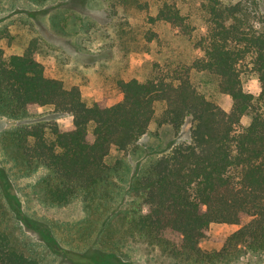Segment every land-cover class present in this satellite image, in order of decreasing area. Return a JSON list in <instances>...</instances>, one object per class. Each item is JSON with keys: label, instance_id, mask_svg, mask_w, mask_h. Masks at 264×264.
I'll list each match as a JSON object with an SVG mask.
<instances>
[{"label": "trees", "instance_id": "obj_1", "mask_svg": "<svg viewBox=\"0 0 264 264\" xmlns=\"http://www.w3.org/2000/svg\"><path fill=\"white\" fill-rule=\"evenodd\" d=\"M121 6L152 9L149 23L176 29L195 55L181 69L168 61L165 70L143 81L120 79L123 99L112 106L90 105L78 85L49 77L37 59L38 39L22 53L7 55L2 41L10 35L0 31V115L18 119L34 106H53L74 118L68 130L53 120L18 126L3 134L4 152L28 172L48 170L40 185L52 204L81 198L89 215H101L96 237L75 254L82 259L73 261L54 225L23 210L11 174L0 164V264H43L35 249L22 244L27 231L60 264H134L119 252L129 237L147 240L186 264L264 253V13L259 0H204L206 28L195 25L183 0L144 5L122 0ZM144 38L150 45L160 35L150 29ZM194 72L217 78L218 92L231 99L229 110L198 90ZM249 76L259 81V95L245 91ZM189 120L190 141L176 143L140 168L128 189L119 187L115 177L128 172L124 155L152 124L177 134ZM125 195L133 199L131 207L117 209ZM214 223L239 229L220 250H205L201 243Z\"/></svg>", "mask_w": 264, "mask_h": 264}, {"label": "rangeland", "instance_id": "obj_2", "mask_svg": "<svg viewBox=\"0 0 264 264\" xmlns=\"http://www.w3.org/2000/svg\"><path fill=\"white\" fill-rule=\"evenodd\" d=\"M150 1L143 0V5ZM203 1L183 0L186 11L189 14L193 11L194 23L200 28L207 25ZM259 2L264 13V0ZM121 5L122 0H0V31L10 35L2 44L7 55H11L22 53L30 41L38 39L41 49L37 59L45 66L49 77L61 79L67 85H78L90 105L99 102L112 106L123 99L118 87L120 79L143 81L159 73V68L165 70L169 62L181 69L195 55L192 44L178 36L176 29L149 23L152 9ZM150 29L157 31L160 38L147 45L144 32ZM192 81L200 92L213 98L221 107L231 108L230 97L218 92L215 76L194 72ZM244 89L255 95L261 92L259 81L252 76L245 79ZM50 120L68 130L74 118L58 113L53 106H34L27 116L18 119L0 115V164L10 172L23 210L32 217L52 223L60 244L70 252V259L78 262L82 257L75 254L85 251L90 239L96 237L101 215H89L81 198L64 206L52 204L40 185L48 170L26 171L4 152L2 144L4 133L21 125ZM248 122L249 117H244L243 124ZM190 140V120L177 134L169 126L152 124L137 147L124 155L128 172L123 170L120 177H115L116 183L122 189H128L131 176L140 168L168 152L176 143ZM122 176L124 180H120ZM132 200L131 196L125 195L116 202V208H129ZM238 229L237 225L214 223L201 246L205 250H220ZM21 237L22 244L27 250L35 249L43 264L61 263L49 249L38 245L39 239L34 232L27 231ZM119 252L134 264H186L139 237L127 238ZM215 264H264V253H250Z\"/></svg>", "mask_w": 264, "mask_h": 264}]
</instances>
